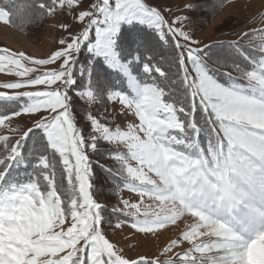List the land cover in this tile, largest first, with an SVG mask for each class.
Segmentation results:
<instances>
[{
  "label": "snow or ice",
  "instance_id": "6c2138e0",
  "mask_svg": "<svg viewBox=\"0 0 264 264\" xmlns=\"http://www.w3.org/2000/svg\"><path fill=\"white\" fill-rule=\"evenodd\" d=\"M229 2L173 13L151 0H0V24L25 35L58 11L71 18L46 58L0 48L14 78L0 82V264H249L264 170L241 172L238 190L223 141L255 133L264 159V26L251 27L264 14L212 43L191 15ZM169 200L179 207L161 216L152 202ZM179 223L156 257L134 255Z\"/></svg>",
  "mask_w": 264,
  "mask_h": 264
},
{
  "label": "rangeland",
  "instance_id": "374dc122",
  "mask_svg": "<svg viewBox=\"0 0 264 264\" xmlns=\"http://www.w3.org/2000/svg\"><path fill=\"white\" fill-rule=\"evenodd\" d=\"M151 2L160 6L170 7L172 8L173 13H176L177 6L182 7V5L185 2H188V0H151ZM194 2L206 4L207 0H194ZM212 4L213 3L210 2L209 6ZM258 14H264V0H235L234 2L225 4L222 8H217L214 15L211 9L208 11L202 10L199 13L191 15L205 17L207 23L193 34L194 37L202 43H212L217 39H236L237 37L226 36L225 33L230 31L231 28H235L241 21H250ZM165 15H167V13H165ZM70 19V16L62 15L58 11L53 17H50L46 27L33 43L14 32L8 26L0 24V48H8L14 52L22 51L26 55L34 58H46L51 51L59 47L58 40L67 35L66 32L61 30L60 24L69 23ZM262 26H264V23H262L260 19H257V22L251 25L252 28H259ZM76 30L77 26L74 25L72 31ZM186 30L188 29L186 28ZM245 30L247 31L248 29L246 28ZM12 79L14 78L0 74V82ZM17 122L21 125L27 124V121L25 120H19ZM116 123L119 124L120 121H117ZM113 127H115V125H113ZM241 127L246 128L244 125H241ZM0 132H3V130L0 129ZM249 136L255 138L254 143L246 145L230 143L227 139L223 141V144L225 145V157L228 158V154L231 151V159L237 165L236 169L230 167L226 170V180L238 190L245 191L248 190V184L241 175V172L259 175L261 171L264 170V159H261L259 155L260 140L255 133L249 132ZM215 166V163H213L212 167ZM189 171L191 172L192 170ZM200 177L204 179L202 173H196L192 176L193 180H199ZM153 180L159 183L158 177H153ZM209 181L214 185L216 183V178L209 177ZM65 186H67L66 182ZM122 195L125 199H129L131 202H137L138 200V197L135 194L127 190H125ZM220 196H223L225 200L228 199V193H218L217 203L220 202ZM152 203L161 216L169 215L174 207H179V201L173 203V201L169 200L162 204L153 201ZM184 227L185 225L183 223L170 225L167 229L160 230L156 237L141 239L134 255H144L150 258L156 257L172 239H175L181 234ZM109 238L115 239V237L111 236ZM184 247L187 248L188 246L185 244ZM175 251H180V249L178 248ZM247 256L249 264H264V237L253 241L248 248Z\"/></svg>",
  "mask_w": 264,
  "mask_h": 264
},
{
  "label": "trees",
  "instance_id": "16d2710c",
  "mask_svg": "<svg viewBox=\"0 0 264 264\" xmlns=\"http://www.w3.org/2000/svg\"><path fill=\"white\" fill-rule=\"evenodd\" d=\"M234 1H235V0H234ZM210 2L213 3L214 0H207L206 5H209ZM203 4H204V3H203ZM210 9H211V8H209L208 10H210ZM208 10H203V11H208ZM49 19H50V18H46L45 20L39 22L38 25H36V26H32V27L28 28V29H27V35L23 34V33L20 32V31L15 30V29H13V28H11V27H9V28L12 29V30H13L14 32H16L17 34H19V35L25 37L28 41H30V42L33 43V42H35V41L37 40V38L39 37V35H40L41 32L43 31V29L46 27V24H47V22L49 21ZM248 23H249V21H247V20H246V21H243V22L241 21L240 24H237L235 28H231L230 31L240 29L242 26H244V25H246V24H248ZM245 29H246V28H245ZM230 31H227L226 33L230 32ZM81 58H83V54H82ZM213 163H215V162L213 161ZM213 163H212V164H213ZM197 180H198V179H197ZM199 180H203V179L200 177Z\"/></svg>",
  "mask_w": 264,
  "mask_h": 264
}]
</instances>
